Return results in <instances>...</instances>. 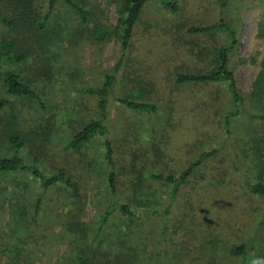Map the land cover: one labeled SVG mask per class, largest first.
<instances>
[{
    "label": "rangeland",
    "instance_id": "obj_1",
    "mask_svg": "<svg viewBox=\"0 0 264 264\" xmlns=\"http://www.w3.org/2000/svg\"><path fill=\"white\" fill-rule=\"evenodd\" d=\"M73 1L87 12L84 19L62 0H57L49 13V0H29V14L25 17L20 15V6L14 9L0 2V41H16L25 55V60L17 65L21 79L41 94L44 105L41 108L35 99L8 96V103L0 108V156L12 153L5 124L23 129L36 127V148L25 149L24 157H28V152L30 156L36 154L38 167L46 174L66 170L71 181L76 182V191L55 185L42 192L39 183L26 172L0 176V264H68L69 260L63 262L60 258L67 252H76L68 242L69 236L67 240L61 237L66 236L67 226L73 222L67 212L73 211L84 222H91L97 215V203L102 210L111 203L106 189L110 166L105 159L104 137L96 134L76 150L67 149L66 145L74 132L96 118L97 97L89 90L102 86L106 74L117 63L116 84L103 120L117 174V200L122 203L124 194L132 195L134 173L147 170L175 175L212 148H220L221 154H232L229 161L218 160L227 166L223 179H217L213 167L216 160L206 161L202 168L194 169L173 200L167 186H161L162 190L156 192L158 199H154L158 204L153 202L152 209L136 208V212L151 228L161 226L167 209L170 232L183 214L203 215L202 207L218 194L233 201L237 196L242 201L248 197L243 178L251 174L236 143L252 122L242 116L227 132L223 119L232 109L228 82L176 84L175 74L205 72L215 66L210 52L226 41L227 33L215 28L195 33L190 28L215 25L225 11L236 31L235 50L229 54L230 69L240 91L248 92L264 57V0H226V9L217 0H178L176 14L160 0H150L144 5L124 52L116 32L119 0ZM97 26L108 32L103 41L95 39ZM139 91L149 92L147 99L158 106L156 112L134 110L114 98ZM4 93L0 82V98ZM143 180L140 185L148 181L145 177ZM16 189L20 190L18 195ZM26 189L28 193L24 192ZM38 192L43 198L35 211ZM251 200L257 203L255 198ZM231 212L234 214L235 210ZM110 219L125 226L127 237H115L108 246V259L113 262L125 256L127 264H135L134 252H130L133 247L128 245H134L130 237L139 234L140 229L120 222L114 214ZM108 230L102 229L99 236H105ZM184 240L192 247L191 239L185 236ZM231 241L240 242V238ZM166 245L159 247L172 248ZM190 251L191 257L199 255L192 248ZM201 256L199 262L190 264L207 263L208 257Z\"/></svg>",
    "mask_w": 264,
    "mask_h": 264
},
{
    "label": "trees",
    "instance_id": "obj_2",
    "mask_svg": "<svg viewBox=\"0 0 264 264\" xmlns=\"http://www.w3.org/2000/svg\"><path fill=\"white\" fill-rule=\"evenodd\" d=\"M56 1L49 0L47 13H49ZM62 1L73 8L82 19L86 17L87 12L73 0ZM148 1L150 0H119L117 3L119 17L116 32L118 33L123 52L128 48L134 25ZM0 2L14 6V9L16 6H20L24 12L20 13L21 16L25 17L29 14V0H0ZM160 2L172 14L177 13L179 9L178 0H160ZM217 3H220L223 6L221 7L226 9L228 1L217 0ZM46 15L48 16V14ZM47 16H45L43 21L47 19ZM220 16V22L215 25L190 28V31L195 33L206 32L214 28L227 33L226 41L210 52L215 66L205 72L176 73L175 83L228 82L232 109L224 117L223 126L228 132L229 126L242 118V116H246L247 120L252 122L244 129L245 135L239 137L238 143H236L242 152L243 164L245 163L246 165V161H248V171L251 174L250 176L242 177L244 179L243 185L247 188L248 197L242 201L237 196L233 201L228 196L218 194V197L216 196L213 202L205 203L207 205L202 207L203 215L198 213L183 214L181 218H177V222L172 225L175 227L170 232H168L167 218L165 216L168 213L167 209L162 216V221H160L161 226L157 225L151 228L145 223L141 215L136 212V208H153L154 199H158L156 192L162 190L161 186H167L168 194L171 196L170 199L173 200L180 192L182 184L188 181L194 169L202 168L206 161L216 160L213 167L217 179H220V177L223 179V175L226 174L227 170L225 167L227 166L218 160L226 158L229 161L232 158V154L228 152L227 154H221L220 148H212L210 151L200 154L195 158L194 162L175 175L172 173L165 175L147 170L134 173L131 180L133 183L132 195L129 192L124 194L123 199L125 198V202L121 203L117 200V174L114 169L111 143L106 137L107 129L103 124V120L106 119L109 97L112 94L113 86L116 84V74L119 71L120 63H117L112 72L106 74L102 86L89 90L90 93L97 97L96 118L88 121L80 130L74 132L66 145L67 149L76 150L96 134L104 137L105 159L110 166L106 177V189L109 191L111 203H108L103 210L100 209L97 203V215L90 220L91 222H84L83 217L73 211L67 212L73 222H70L69 226H67L68 233H66V236L62 235L61 237L67 240L69 236L68 242L74 246L76 253L67 252L68 254H64L60 258L64 259L62 260L63 262L69 260L68 264H127L125 256H119L113 262L107 257L111 252V248L108 246H111L115 237L122 234L127 237V234L123 232L125 226L111 221L110 216L114 214L115 218H118L120 222L129 223L132 227L138 226L140 229V233L137 234L139 236L133 235L130 237L134 241V245H128V247H133L130 248V252H134L135 264H190L193 261L199 262L200 254L208 257L207 263L202 264L228 263L232 260L234 264H264V57L258 63V72L250 90L245 93L241 92L238 88L235 74L230 69L229 54L235 50L236 31L232 27L231 22L228 21L229 18L227 20L225 11H222ZM6 24H11V22H6ZM102 28L104 27L97 26L94 30L97 41H103L108 35V32ZM24 60L25 55L17 46L15 40L0 41V82L5 88V93L0 98V108L8 103V96L35 99L40 104V107L44 108L41 94L34 91L21 79L17 65ZM251 62H255V59H252ZM148 95V91H139L136 95L114 96V98L134 110L156 112L158 106L147 99ZM4 131L12 153L10 156H0V176L7 173L26 172L29 177H33L39 183L42 192L55 185H65L66 188L75 189L76 182L71 181L70 175L66 170L49 175L38 167V156L36 154L30 156V152H28L26 154L28 157H24L23 151L25 149L32 151L36 148L33 143L34 138L37 136L36 127L23 129L16 124L11 126V123H7L4 125ZM143 177L147 178L148 181H146L145 185L144 183L140 185L139 183L144 181ZM135 181H138L136 186ZM154 183L159 184V186L155 188L153 186ZM26 187L31 191L29 185H25ZM19 189L22 188L19 187ZM19 191L16 189L15 195H18ZM24 192L28 193V190L26 189ZM42 198L41 192H38L34 202L35 211L40 207ZM252 198H255L257 203L252 202ZM233 209L235 210L234 214L231 212ZM104 228L109 230L104 233L105 236L100 237L99 234ZM115 232H118V234ZM185 236L192 240V247L185 242ZM95 238L97 239L96 242ZM235 238H240V242L231 241ZM164 243H168L172 248L170 246L169 248L159 247ZM191 248L194 253H199V255L191 257ZM137 253H142V255L138 256ZM171 260L174 261L170 262Z\"/></svg>",
    "mask_w": 264,
    "mask_h": 264
},
{
    "label": "crops",
    "instance_id": "obj_3",
    "mask_svg": "<svg viewBox=\"0 0 264 264\" xmlns=\"http://www.w3.org/2000/svg\"><path fill=\"white\" fill-rule=\"evenodd\" d=\"M104 146V145H103Z\"/></svg>",
    "mask_w": 264,
    "mask_h": 264
}]
</instances>
